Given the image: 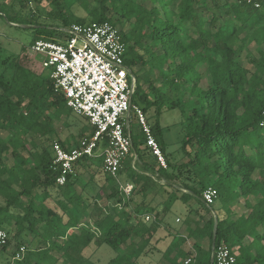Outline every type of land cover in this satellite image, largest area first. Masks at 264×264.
I'll list each match as a JSON object with an SVG mask.
<instances>
[{"label": "trees", "instance_id": "obj_1", "mask_svg": "<svg viewBox=\"0 0 264 264\" xmlns=\"http://www.w3.org/2000/svg\"><path fill=\"white\" fill-rule=\"evenodd\" d=\"M148 1L66 0L65 9L61 0H0V19L6 24L35 26L31 46L39 39H56L57 33L75 24H114L127 45L125 63L136 78L131 112L140 107L146 117L155 113L154 123L147 121L167 164L160 165L141 127L133 131L130 125L137 157H127L119 179L133 185L132 196L126 200L118 181L105 174L106 201L122 209L110 207L103 218L91 220L88 198L74 191L81 179L77 170L83 167V173L91 171L94 178L103 168V157L92 164L91 158L83 157L75 176L57 186L61 173L53 164L52 139L58 135L56 124L65 125L74 113L64 95L55 91L49 74L33 72L24 56L1 59L0 47V230L9 235L0 252L14 245L13 256L26 234L38 238L36 247L26 248L24 258L14 264H90L85 251L92 244L108 245L118 253L110 264H138L161 230L160 215H155L159 207L148 199L164 191H172L161 206L165 215L177 201L188 209L187 237L174 239L165 252L170 264H181L180 247L187 239L193 241L197 263L212 264L215 215V247L228 246L237 264H264V0L259 9L242 0ZM31 2L52 5V20L60 25L40 23L36 15L22 16ZM76 3L89 12V23L67 12ZM174 109L186 113L181 148L186 161L180 164L167 153L160 122L162 111ZM93 134V129L83 128L74 143L57 141L68 149ZM106 145L101 141L98 151ZM190 170H196L194 175ZM208 188L218 191L224 215L222 211L217 215L214 205H205L203 192ZM53 189L62 198L54 200ZM132 200L136 207L131 209ZM239 204L244 208L241 213L234 210ZM147 214L157 220L147 223Z\"/></svg>", "mask_w": 264, "mask_h": 264}, {"label": "built area", "instance_id": "obj_2", "mask_svg": "<svg viewBox=\"0 0 264 264\" xmlns=\"http://www.w3.org/2000/svg\"><path fill=\"white\" fill-rule=\"evenodd\" d=\"M242 1L257 9L261 7L260 0ZM62 33V38L37 40L31 50L45 56L43 67L49 70L55 91L64 95L67 107L75 115L84 117L89 122L94 134L83 137L78 146L68 149L54 141L53 164L61 173L56 180L57 186H65L68 178L75 176L80 159L102 156L103 172L118 181L125 199L129 200L133 185L124 184L119 179V172L127 157H137L133 153L130 132L136 78L125 63L127 45L119 29L109 21L75 24ZM134 112L147 138V146L160 165L167 168L165 157L152 134L146 115L138 107H134ZM103 140H106L107 145L100 153L98 147ZM218 196L215 188H208L203 192V201L205 205L212 206ZM144 219L147 223H152L157 217L147 214ZM8 239V233L0 230V247L6 245ZM26 250L25 246H20L14 260L21 261ZM212 257V264L238 263L236 255L224 244L215 247ZM183 264H198L197 254L188 256Z\"/></svg>", "mask_w": 264, "mask_h": 264}, {"label": "rangeland", "instance_id": "obj_3", "mask_svg": "<svg viewBox=\"0 0 264 264\" xmlns=\"http://www.w3.org/2000/svg\"><path fill=\"white\" fill-rule=\"evenodd\" d=\"M10 1V0H9ZM88 2L91 0H87ZM145 1V4H148V0ZM210 1V0H209ZM234 1V0H231ZM62 2V8L64 7L66 9L67 4L70 2V0H67V4L65 3L66 0H61ZM211 5V3H210ZM17 10L20 9V7L17 5ZM197 10H201V6H197ZM67 12L71 13L74 18H82L85 20L86 23H89L91 21V17L89 12L82 6L80 3H76L71 9H68ZM22 16L30 18L31 15L39 16V22L40 23H52L54 25H60V22L58 20H52V14L55 13V9L52 5H49L47 3H43V5H36L35 3H32L29 8H25L23 11H21ZM52 13V14H51ZM109 15H112L111 13H108ZM204 16L207 18L209 15L204 14ZM25 25H21L22 28H18L15 26H10L5 23L4 20L0 19V47L2 48V58L4 59L5 56H24V63L28 64L29 67L32 69L33 72L36 73H43L45 75L49 74V70L45 69L43 67L45 56L39 53H35L31 50V43L35 36L34 31L29 29H23ZM34 26V25H33ZM56 38H62L61 34L55 35ZM61 40V39H60ZM252 48L254 46L252 45ZM245 62V59H243ZM204 87H207V84L203 82L202 84ZM179 94H174V98H178ZM141 109L140 107H138ZM185 114L181 109H174V110H164L162 111L160 115V122L163 127L164 131V140L167 146V153L169 154V157L172 162L176 164H180L185 160V156L182 153V142L185 137L184 133V121H185ZM131 129L135 131L139 127V123L135 117V112H131ZM147 118L151 123H154L155 119V113L152 111L151 113L147 114ZM66 121V124H63V121L58 122L57 125V132L58 135L54 136L52 140L57 141L60 139L61 141H64L65 143H74L79 139V134L82 131L83 128L88 129V131L92 130L91 126L89 125L88 121L81 116H77L72 114ZM3 137L7 136V133L2 134ZM51 140V141H52ZM96 160L92 159L90 163H94ZM11 164V162H9ZM194 172L196 170H190L188 171L189 175H194ZM77 173L81 174L80 177V184L84 187H86L85 192H83V198L87 199V203L90 205V212H91V220H95V218H103L105 212L103 214L101 212L97 211V207H93V204L95 200H100V205L105 206L107 210L109 211V207L111 204L105 200V198H102V191L100 189V182H104V175L103 169L99 171L97 175L94 176V178H91L90 174L91 171L87 173H83V167L78 168ZM188 176V174H187ZM101 179V180H98ZM183 179V172H181L178 175V182L181 183ZM121 182H124L123 178H120ZM156 191V190H155ZM154 191V192H155ZM81 192V190H80ZM172 192V191H170ZM170 192H162L161 195L156 196L155 198H150L148 200H151V205L155 208L159 207V210L155 215H160L161 222L168 226L169 231L175 233L176 235L183 234L185 229V218L187 216V206L183 204L181 201H177L171 211L168 214H164L161 210V206L164 203V201L167 199V197L170 196ZM50 194L54 200H58L62 198L60 196V192L57 191V189L50 190ZM180 194H178L179 196ZM174 192L172 194V198H174ZM177 196V194H176ZM1 200V199H0ZM2 201V200H1ZM48 204L52 207L56 206L57 204L52 202V200L48 201ZM98 204V203H97ZM92 205V206H91ZM131 206L133 208L136 207V202L131 201ZM57 207V206H56ZM215 207V213L217 215H221V202L217 199L216 203L214 204ZM100 208V207H99ZM102 208V207H101ZM109 208V209H108ZM61 211L60 209H58ZM235 212L241 213L244 208L241 204L236 206L234 208ZM120 211V210H119ZM118 211V212H119ZM74 213V209L71 211L70 214ZM222 214L224 215V211H222ZM150 223V222H149ZM168 229L165 230L163 227H161V230L159 231L156 238H159L157 241L154 239L152 241V244L146 249V253L142 255L137 261L138 264H170L169 260L166 259L165 252L167 251L168 245L170 241H174V239H177L178 237H171L168 236ZM171 229V230H170ZM25 241L21 244V246H25L27 249H34L38 243V238L34 237V235L28 233L24 236ZM169 238V239H167ZM137 241V240H136ZM130 244V243H129ZM128 244V245H129ZM133 246V244H130ZM123 252L127 254H131L128 246L122 247ZM194 249V246H193ZM15 250V246H11L5 253H7V260L4 263L0 264H13L12 260V254ZM96 249L93 248L92 251H90L89 254H91L88 258L90 264H110V261L115 258L118 253L113 250L108 245H102L98 252L96 253ZM175 252V251H174ZM173 252V253H174ZM196 251L193 253V250L188 248L186 252H184V256L179 257L180 263H182L183 258L186 256L194 255ZM197 254V253H196ZM172 255V254H171ZM170 259H172L170 257Z\"/></svg>", "mask_w": 264, "mask_h": 264}, {"label": "crops", "instance_id": "obj_4", "mask_svg": "<svg viewBox=\"0 0 264 264\" xmlns=\"http://www.w3.org/2000/svg\"><path fill=\"white\" fill-rule=\"evenodd\" d=\"M104 182L102 183V181H99L100 183V189H101V191H102V198H105V200H106V197H105V191H106V189H107V186H108V183H107V181H106V177H105V175H104ZM98 180H101V179H98ZM122 183H124V184H130V183H127V182H122ZM80 190H81V192L83 193V192H85V190H86V187H84V186H82L81 184H77L76 186H75V188H74V191H76V192H78V193H80ZM57 191H58V189H57ZM84 194V193H83ZM100 202V200H95L94 201V203H92L93 204V207L95 208L96 206H98L97 208H99L100 207V209L101 210H104V212H106L107 211V208H106V205L105 206H102V205H100L101 203H99ZM111 205L109 206L108 205V207L110 208V207H116V209H117V211H119V210H121L122 209V206L120 205V204H115L113 201H108ZM98 203V204H97ZM90 206V205H89ZM92 206V205H91ZM102 207V208H101ZM130 208L132 209L133 207L132 206H130ZM90 211V210H89ZM159 219V218H158ZM161 227H163V229L165 230L166 228L168 229L169 227L168 226H166V225H164L163 223H161ZM185 227V229H184V233L183 234H179V235H176L175 233H173V232H171V231H169V229H168V236H171L172 238L174 237H181V238H186L187 237V230H186V225L184 226ZM171 230V229H170ZM157 241L159 240V238H155ZM167 239H169V238H167ZM172 242L173 241H170L169 242V245H168V247L172 244ZM93 248H95L96 249V251L98 252V249L100 248V247H98V246H96L95 244H92L86 251H85V256H86V258L87 257H89L91 254H89L90 253V251H92V249ZM188 248H189V250L190 249H192L193 250V253L195 252V249H193V241L192 240H190V239H187V241L185 242V243H183L182 244V246L180 247V249L183 251V252H186L187 250H188ZM168 249V248H167ZM96 252V253H97ZM196 254V253H195ZM51 255H54L55 257H58L60 254H58V253H52ZM89 255V256H88ZM176 255V251L170 256L171 258H173L174 256ZM188 256H186V258H187ZM7 258H8V256H7V253H5V252H0V262L1 263H4V262H6V261H8L7 260ZM90 258V257H89ZM185 257L183 258V260H182V263L181 264H183V261L186 259ZM12 260H13V264H14V262L16 261V260H14V255L12 256ZM90 260V259H89ZM180 262V261H179Z\"/></svg>", "mask_w": 264, "mask_h": 264}, {"label": "water", "instance_id": "obj_5", "mask_svg": "<svg viewBox=\"0 0 264 264\" xmlns=\"http://www.w3.org/2000/svg\"><path fill=\"white\" fill-rule=\"evenodd\" d=\"M12 25H14V26H17V25H15V24H12ZM25 28H35V26H29V25H26V26H24ZM131 74H132V72H131ZM133 75V74H132ZM134 76V75H133ZM129 118V117H128ZM217 225H218V218H217V216L215 215V228H214V238H213V247H212V253H213V251H214V249H215V244H216V235H217ZM211 262L213 263V257H212V259H211Z\"/></svg>", "mask_w": 264, "mask_h": 264}]
</instances>
